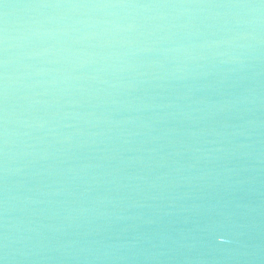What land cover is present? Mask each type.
<instances>
[{"label":"water","instance_id":"95a60500","mask_svg":"<svg viewBox=\"0 0 264 264\" xmlns=\"http://www.w3.org/2000/svg\"><path fill=\"white\" fill-rule=\"evenodd\" d=\"M0 264H264V0H0Z\"/></svg>","mask_w":264,"mask_h":264}]
</instances>
